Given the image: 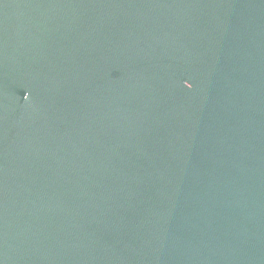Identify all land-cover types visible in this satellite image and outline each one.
Listing matches in <instances>:
<instances>
[{"label": "water", "instance_id": "water-1", "mask_svg": "<svg viewBox=\"0 0 264 264\" xmlns=\"http://www.w3.org/2000/svg\"><path fill=\"white\" fill-rule=\"evenodd\" d=\"M0 264H264V0H0Z\"/></svg>", "mask_w": 264, "mask_h": 264}]
</instances>
